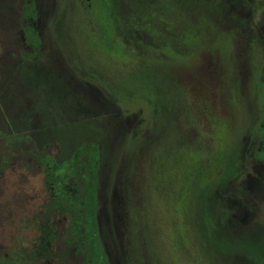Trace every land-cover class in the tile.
Instances as JSON below:
<instances>
[{"label": "rangeland", "instance_id": "1", "mask_svg": "<svg viewBox=\"0 0 264 264\" xmlns=\"http://www.w3.org/2000/svg\"><path fill=\"white\" fill-rule=\"evenodd\" d=\"M26 2L0 0V264H72L61 256V235L75 226L80 232L82 225L62 191L70 194L73 187L81 193L90 152L79 148L70 166L56 171L35 160L61 161L60 136L70 152L89 141L103 143L107 154L99 192L111 210L110 241L123 240L122 224L128 221L139 264H245L244 252L251 254L253 248V255L264 256V229L235 225L233 200L236 189L237 196L248 195L245 185L258 141L249 127L263 114L255 82H264V0H124V16L150 37L147 44L138 42L134 53L124 48L126 32L121 36L105 19L109 0H92L91 8L82 0H36L45 50L24 67L17 55L27 51L18 15ZM54 17L62 21L60 39L53 32ZM48 46L65 66L66 77L55 69ZM148 64L168 72L170 89L164 91L163 73L140 69ZM145 73L155 77L154 84ZM99 82L110 84L109 94L126 92L125 103L144 93L143 102L157 107L155 125L145 120L134 126L141 105L127 112L115 107L118 116L100 98L83 93L106 95ZM123 125L129 126L125 134ZM51 138L57 143H45ZM129 169L126 201L120 190L112 191ZM54 174L63 180L54 181ZM242 180L246 193L237 185ZM224 187L226 197L219 201ZM204 190L205 209L195 203ZM259 201L253 219L264 222V199ZM105 233L103 227L104 239ZM235 242L239 253L216 250ZM107 247L112 249L108 241Z\"/></svg>", "mask_w": 264, "mask_h": 264}, {"label": "flooded vegetation", "instance_id": "2", "mask_svg": "<svg viewBox=\"0 0 264 264\" xmlns=\"http://www.w3.org/2000/svg\"><path fill=\"white\" fill-rule=\"evenodd\" d=\"M82 1L84 2V4L86 5L87 8H91L92 0H82ZM109 2H111V1L109 0ZM28 7H29V11L30 12L27 14L26 11L28 10ZM230 7H231V5H230ZM100 8H101V6L99 7V10H100ZM231 9H232V7H231ZM18 16H19V20H20L21 36H22L24 49L27 50V51L22 52L21 50H19L17 52V55L19 57V60H20L19 62H21V65H23V64L26 65V64L33 63L34 61H37L41 51L45 50V48H44L45 46L42 45L43 41H42V35H41V32H40V27H39V10H38V6H37V3H36V0H27L26 4L21 9V13H19ZM104 16H105V19L107 17V19L110 22H112V24L117 28V30H118V32L120 33L121 36H122L121 32H123V34L125 32L134 34V36H129V37H126V35H124L123 38H122L123 39V44L128 46V47H126V46L123 45L124 48H127V50L130 49L131 50L130 52H132V53L138 52V51H133V48H136V49L138 48V47H136L137 44H139V43L147 44V43L150 42V37H149V35L146 34V31L144 30L142 25L139 27V26H137V23L133 24L131 19H120L119 17L117 18V16H113L112 14H109V13L107 15H104ZM52 20H53L52 21L53 32H54L55 36L58 39H60V37L63 35V32H64L62 21L58 17H54ZM115 20L117 21L116 23H115ZM55 23H58L60 31H56L55 30V28H54V24ZM119 25L122 26L123 30L119 28ZM29 26H31L30 29L28 28ZM132 26H135L136 29L130 28ZM130 44H132V45H130ZM120 47H122V45H120ZM47 51H48V53H50L51 59L55 63L54 64L55 69L58 70V72H61L66 77V71L67 70H66L65 66H63L61 64V61L57 58L58 55L55 56L56 52L54 51V49L48 46L47 47ZM262 53H264V50L262 51ZM259 58L256 59L257 60V65H255L256 66V71H258V68H260V64H261L258 61ZM67 78L72 83H74L77 87H80V85L77 83V81L74 78L69 77V76H67ZM99 84L102 85V86H105V87L110 86V84H108V83L107 84H105V83L102 84L101 82H99ZM255 89H256L257 98H258V101H257L258 105H259L258 110H260L261 111L260 113H263V114H262V116H261V118L259 120V123L257 125H255L254 127L253 126L249 127V132L250 133L255 132L257 134V136H258V134L261 132L262 124L264 123V82L263 81H259L258 78H257L256 82H255ZM79 91L83 92L80 88H79ZM83 93L84 94L91 93L92 95L95 96L94 99H96V101H97V99L99 100V98H100V100L102 101L103 105L111 107L114 111H115V107H117L116 104H113V102L111 101V99L107 95L99 96L93 90H88V91H85ZM260 98L263 99V103H261V101H260L261 99ZM120 111L122 112V110H120ZM115 112L117 113L118 116L121 115V112H117V111H115ZM134 115H137L135 118L140 116L139 121H137L134 124V126H136L137 124H140L141 121H142V123L145 122V118L142 117L143 113H142L141 110H139ZM128 123H129V120H128ZM134 126L132 128H134ZM127 127L129 128L128 125H123V129L122 130H123L124 134L127 132ZM140 131H142V130H140ZM140 131H137V132H140ZM257 145H258V141H257V144H256L255 148L253 149V152H252V172L253 173H250V174L247 175L248 183H246V185H245L246 186L245 188L248 190V195L246 196L245 194H243L244 195L243 196V195L240 194L239 196H237L238 193H237V189H236V190H234V192L236 194H234L233 200L235 201V204H236V207H237V210H238L237 220L235 221V222H237L236 225L239 226V224H240V225H242V226H240L242 228H247V227L256 228V227H258V228H261L263 230L264 229V222L258 221V220H254L253 219L254 218L253 217V213H252V209L260 202L259 198L260 199H264V156L260 155L257 152ZM254 152H257L258 155L254 156ZM34 158H35V160H39L40 162H42V161L46 162V164L50 166L49 169L54 170V168H55V171L61 169V166H65V167L70 166L69 163L72 162L70 160V158H68V160H70V161L65 160V159H62L61 161H57L55 159L53 160L51 158L46 159V156L45 157H34ZM131 161L132 162L128 165V167L132 168V165H131L133 163V159L132 158H131ZM101 166H102V164L99 165V168H98V190H97L98 191L97 192L98 209H97V212H96V219H97V225H98V229H99V235L101 236L100 241H101V244L103 246L104 253L106 254V256L108 258V262L110 264H119V261L121 259H122L123 264H131V263H129L130 262L129 255L131 254V251H133V247H132L133 245L130 242V237H128L129 236V230L131 228V226L128 225V221H126V222H124L122 224V228H123L122 236L124 237V238L122 237L123 240L122 241L118 240L114 244L112 243V240L110 241V238H112V236H110V234H111L110 232H112V231L108 227V222H109L108 221L109 220L108 216L111 213V210L108 209L107 207H105L103 202H101L102 199L100 198L101 194L99 192V179H100ZM130 169H129L127 178L124 177L122 180H120L115 185V187H114V189L112 191V192L115 193L118 190H120L122 195L125 197L126 201H128V199H130L129 187H130V183H131V173H132V170H130ZM239 170H240V174L239 175H240V178H241L242 177V171H241V165L240 164H239ZM74 176L75 175H74L73 172L70 173V176H68L69 180H70V178L73 180ZM53 177H54V181L63 180L62 177H57V176H55V174H54ZM247 181L242 180L240 183H237V185L240 186L239 187V191L242 192L243 191L242 189H244L245 193H246V189L244 188V185L242 183L243 182H247ZM55 184H57V183H55ZM234 184H235V182H234ZM222 189H224L225 192L224 193L223 192L219 193V195L217 197V199L219 201H222L226 197L225 196L226 195V188L224 187ZM62 193L64 194L65 200L70 205V209L72 211H74L75 210L74 209L75 201L78 200V196H79V194H77V192H76V189L74 190V188L72 187L70 194L65 193V191H62ZM231 196H229V197L231 198ZM247 204H249L250 206L248 207ZM191 206H193V205H191ZM191 211L192 212L194 211L193 207H192ZM74 214H75V211L73 213V216H74ZM241 216H244V217H241ZM238 218H239V220H238ZM74 220H75V217H74ZM75 221H77V220H75ZM192 221H193V219H192ZM103 227H104V230L106 232L105 233V237H106L105 239L102 238V229H103ZM72 228L73 227H71V229ZM74 229H75V231L77 233L76 226H75ZM74 235H75V233H74ZM74 235H73V238H74ZM61 236H62L61 237L62 239H60V240H61L62 244L60 245L61 247L59 246V248L62 249L61 250V252H62L61 256L66 258V260L69 261L70 263L76 264L75 262L77 261V259L70 258L69 254L66 253V250H65L67 243H70L71 241L73 242V238L70 239L71 237L69 236L70 238L66 239L67 238L66 233L61 235ZM116 236H117V234H116ZM200 240H201V245H202V238ZM107 241L109 242L110 247H112V249L107 247ZM50 247H51V244L48 247L49 251H50ZM108 249H109V251H108ZM214 252L217 253V251H214ZM217 255H218V253H217ZM243 258H244L245 264H262L259 261H263L264 262V256H262V257L261 256L260 257L259 256H255V258H256L255 262L252 261V260L248 261L245 258V255L243 256Z\"/></svg>", "mask_w": 264, "mask_h": 264}, {"label": "trees", "instance_id": "3", "mask_svg": "<svg viewBox=\"0 0 264 264\" xmlns=\"http://www.w3.org/2000/svg\"><path fill=\"white\" fill-rule=\"evenodd\" d=\"M110 4L108 6H105L104 8L106 9V12L109 14H112L113 16H117V18L119 17L120 19H127L125 15V13L123 12L125 10L124 7V0H110ZM110 7V8H109ZM27 10V9H26ZM116 10L119 12L117 13ZM121 10V11H120ZM29 11V7L28 10L26 11V13L28 14ZM35 13V12H34ZM120 14V15H117ZM35 19V18H34ZM117 21L115 20V23ZM31 26H29L28 28L30 29ZM54 28L56 31H60L58 23L54 24ZM123 30V29H122ZM129 36H134L133 33H128L126 32V37ZM133 38V37H132ZM25 67V64L23 65ZM140 69L142 70H154V71H158L160 73H163V81L164 82L163 86H165V90L170 89L171 82L170 79L171 77H169L167 74L164 73H168L165 71H161V69L159 67H155L154 64H148L147 67H141ZM139 70V69H138ZM146 74V73H145ZM147 78H149L153 83V79H155L154 76L146 74ZM109 86L105 87V94L111 99V101L113 102V104H116V106L122 110L123 112H127V111H131L134 110L133 107L135 105H141L139 107H143V109H137V112L139 110L142 111L143 113V118H145L146 122L145 123H149V125L154 126L155 125V121H156V115H157V107L156 106H152L151 104L148 103V101L143 102V97H141V95H143L144 93H142L139 97L138 100L136 101L135 98L130 97L128 98V103H125V95L126 92H117L115 95L114 93L109 94ZM170 93V91H167ZM185 92V91H184ZM186 93V92H185ZM163 94V92H162ZM166 97V95H165ZM140 98V99H139ZM139 100L141 101L139 103ZM135 111V110H134ZM140 117V116H139ZM144 123V122H143ZM139 125V124H137ZM136 125V126H137ZM85 134L87 132L83 131L80 134ZM86 135V134H85ZM18 136V135H17ZM62 139V142H58V144L60 145V153L62 155V159L68 160V158L73 159L72 157L74 156L75 153L78 152L79 148H83V149H87L90 152L89 155V164H90V169L88 170V173L85 174L81 180V193L78 196V200L75 201V207H74V217L75 220L80 221L81 225H82V229L80 232L75 231V227H73L71 229V231L68 230V232L66 233L67 238L69 239L70 237L73 238V242L71 241L70 243H67L66 245V253L69 254L70 258L73 259H77V261L75 262L76 264H110L108 262V258L106 256V254L104 253V249L103 246L101 244L100 238L101 236L99 235V229H98V225H97V219H96V212L98 209V203H97V190H98V168L99 165L102 164V162H104V160L106 159V150L105 147L103 145V143L101 141H99L97 139V141H89L87 142V144H85L82 147H78L73 149L71 152L69 150H71L69 147H67V144L63 141L62 136L59 137V140ZM57 138H51L49 140H46L45 143H52L55 142L57 143ZM22 143H18L16 146L21 145ZM26 147L29 146L28 144H24ZM30 153H34L36 152V148L34 147H28ZM257 152L260 155L264 156V123L262 124V129L261 132L258 135V145H257ZM95 153V154H94ZM136 156V154H135ZM68 160V161H70ZM230 165L233 167L234 164L233 162L230 163ZM226 185V183H225ZM203 192V191H202ZM200 194H196L195 195V203L197 204V207H201L203 206V208L205 209V200L207 199L204 195L205 190L203 193ZM211 194V193H210ZM213 195V194H212ZM208 196H209V192H208ZM200 197V198H199ZM199 198V199H198ZM198 200V202H197ZM194 203V204H195ZM193 206H191L190 208L192 209ZM196 208V207H195ZM193 207V210L195 209ZM195 211L193 212L190 210V213H192L193 217L192 219L195 217ZM204 211L201 210V213L198 214H203ZM226 213H228L229 217H232L231 212L226 211ZM191 217V215H190ZM205 219V216H203ZM233 219L232 221L234 222L235 219ZM194 221V220H193ZM222 223V221L220 222ZM234 224L236 225L237 222H234ZM193 227H194V233L196 232L198 234L199 239L202 238V236L200 235V231L198 230V228L195 226V221L193 222ZM75 232H74V231ZM263 232V238H264V231ZM70 236V237H69ZM240 244L235 242L232 243V245H218L216 248V250H225V251H229L232 253H239V251L241 250V247L239 246ZM242 246H246L247 244H244ZM245 250V249H243ZM230 253V254H232ZM245 254V258L250 261H256L255 256L253 254H257L254 251L253 248V253L251 254ZM131 256H132V261L131 264H139V262L137 261V259L135 258V253L133 251H131ZM259 256V255H258ZM260 257V256H259ZM259 259V258H258ZM262 264H264L263 261H259ZM130 263V262H129ZM119 264H123L122 259L119 261Z\"/></svg>", "mask_w": 264, "mask_h": 264}]
</instances>
